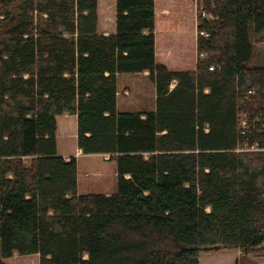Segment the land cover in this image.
Wrapping results in <instances>:
<instances>
[{
  "label": "trees",
  "instance_id": "16d2710c",
  "mask_svg": "<svg viewBox=\"0 0 264 264\" xmlns=\"http://www.w3.org/2000/svg\"><path fill=\"white\" fill-rule=\"evenodd\" d=\"M205 8L209 36L186 50L193 0H116L109 35L98 0H0V264L264 256V0ZM145 71L155 110L119 112L117 75ZM65 114L84 154L115 160L116 192L78 193L77 160L57 150Z\"/></svg>",
  "mask_w": 264,
  "mask_h": 264
},
{
  "label": "rangeland",
  "instance_id": "374dc122",
  "mask_svg": "<svg viewBox=\"0 0 264 264\" xmlns=\"http://www.w3.org/2000/svg\"><path fill=\"white\" fill-rule=\"evenodd\" d=\"M113 0H98V21L100 16L107 17L108 12L106 9L112 7ZM193 21L191 25L187 23V30L181 31L184 34V40L186 41L188 50L191 46L192 36L197 39V13L195 9ZM184 28V24H183ZM193 41V39H192ZM194 53L196 55L195 44L193 43ZM255 66L264 67V42L260 43L257 47V53L254 60ZM173 86V85H172ZM117 110L119 112H147L155 110L156 103V88L155 84L151 80L149 73L132 74V73H121L117 80ZM246 114H243L240 119V126L246 124ZM77 120V119H76ZM66 121L65 132L61 128ZM68 122V123H67ZM74 119H69L63 116L58 117V130L57 144L58 151L60 153H74L76 150V129L74 130ZM259 150L256 145L252 147L239 148L238 150ZM80 151L76 150L74 157L79 155ZM78 190L82 194H104L114 193L118 188L117 180V168L115 160H110V154L106 155H85L78 159ZM236 250L222 249L218 252H203L200 255V264H213L212 258L215 255L225 253L226 255L231 253L232 255ZM1 253V245H0ZM224 255V256H226ZM253 257V258H251ZM245 264H264V256H248ZM6 264H39V255H19L15 254L12 258L6 259Z\"/></svg>",
  "mask_w": 264,
  "mask_h": 264
},
{
  "label": "crops",
  "instance_id": "0c3cea01",
  "mask_svg": "<svg viewBox=\"0 0 264 264\" xmlns=\"http://www.w3.org/2000/svg\"><path fill=\"white\" fill-rule=\"evenodd\" d=\"M106 11L108 12L107 17L100 16V18H99V21H98V32L99 33H102V34H105V35H109V34H112V33H116L117 32V23H116V15H117V11H116V0H113L112 1V7L106 9ZM143 73H149V72L148 71H145V72H142V74ZM132 74H136V73H132ZM138 74H141V72L138 73ZM119 75L120 74L117 75V80H118ZM58 117H57V130H58V126H59ZM63 117L64 118H67V119H69L70 117H72L74 119V122H73L74 125H73V127H74V130L76 129L75 137H76V142H77V120H76L77 119V115H68V114H65V115H63ZM61 128L64 130V133H67V132H65L66 131L65 130V128H66V121L64 122L63 127H61ZM57 146H58V144H57ZM57 150H58V147H57ZM76 150H79L80 151L79 155L77 157H75L76 160H77V166H78V159L81 158L82 156H85V155H94V154H84L83 151L78 147L77 143H76ZM76 150H75V152H76ZM74 153H60L58 151V154L60 156L65 157L66 159H69L70 157H74ZM98 155H106V154H104V153L103 154L102 153H98ZM78 193L79 194H82L81 192H79V190H78ZM104 194H111V193L106 192ZM234 250H236V251H235V253L233 255L231 253H229L227 255L225 253H222L220 255H215V257H213L211 259L212 262H213V264H245L246 262H249L247 260V257L245 256V254H244L243 251L238 250V249H234ZM224 255H226V256H224ZM251 258H253V257H251Z\"/></svg>",
  "mask_w": 264,
  "mask_h": 264
},
{
  "label": "built area",
  "instance_id": "2783aa9c",
  "mask_svg": "<svg viewBox=\"0 0 264 264\" xmlns=\"http://www.w3.org/2000/svg\"><path fill=\"white\" fill-rule=\"evenodd\" d=\"M205 1L206 0H195V9H196V13H197V31H198V35H202V36L208 37L209 33H207L204 30H199L198 29L199 17L207 18V19L213 18V16L209 12H207V10L205 8ZM204 55L205 54H202V56H204ZM209 69L210 70H215V66H210ZM256 146L258 147L257 144H256ZM259 149H261V148H259ZM262 149H264V148H262Z\"/></svg>",
  "mask_w": 264,
  "mask_h": 264
}]
</instances>
